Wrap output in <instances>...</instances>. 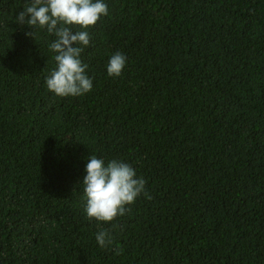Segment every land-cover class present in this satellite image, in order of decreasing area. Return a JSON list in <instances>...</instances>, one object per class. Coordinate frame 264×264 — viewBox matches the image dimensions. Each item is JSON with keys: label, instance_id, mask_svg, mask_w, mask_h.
I'll use <instances>...</instances> for the list:
<instances>
[{"label": "trees", "instance_id": "16d2710c", "mask_svg": "<svg viewBox=\"0 0 264 264\" xmlns=\"http://www.w3.org/2000/svg\"><path fill=\"white\" fill-rule=\"evenodd\" d=\"M28 2L0 0V264H264V0H104L92 89L69 97L45 83L55 37L16 22ZM93 154L151 199L89 219Z\"/></svg>", "mask_w": 264, "mask_h": 264}, {"label": "clouds", "instance_id": "9594fccd", "mask_svg": "<svg viewBox=\"0 0 264 264\" xmlns=\"http://www.w3.org/2000/svg\"><path fill=\"white\" fill-rule=\"evenodd\" d=\"M22 9L16 14V22L31 29L25 35L35 39L34 29L39 28L55 37L48 45L55 53L56 67L45 79L47 89L59 97L80 96L91 91L93 81L86 73L88 65L80 57L83 46L90 44L86 29L108 15L104 0H29ZM72 26H79L81 30L73 33ZM125 64L124 54L113 53L107 64L108 75L119 77ZM85 172L81 184L84 211L89 219L112 222L125 215L128 206L141 194L151 199L145 189V179L137 178L135 169L121 160L112 159L105 163L104 159L93 154L88 157ZM95 239L101 248L114 242L108 229L99 230Z\"/></svg>", "mask_w": 264, "mask_h": 264}]
</instances>
